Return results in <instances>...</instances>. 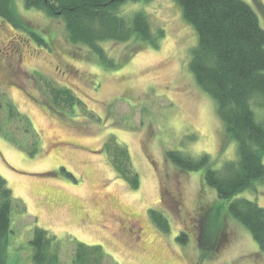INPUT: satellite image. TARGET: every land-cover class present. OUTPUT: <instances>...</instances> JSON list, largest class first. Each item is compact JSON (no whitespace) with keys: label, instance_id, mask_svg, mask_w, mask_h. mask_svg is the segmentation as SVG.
<instances>
[{"label":"rangeland","instance_id":"rangeland-1","mask_svg":"<svg viewBox=\"0 0 264 264\" xmlns=\"http://www.w3.org/2000/svg\"><path fill=\"white\" fill-rule=\"evenodd\" d=\"M244 1L264 27V0ZM14 3L24 24L48 46L0 18V175L27 207L14 205L6 264H33L36 227L60 241L62 264H73L72 241L102 246L116 264H264L252 235L225 209L217 238L223 244L217 253L201 250L198 219L229 202L205 185V170L182 172L166 157L172 150L208 154L216 168L237 159V143L226 133L215 101L188 70L198 38L180 7L172 0L123 7L126 14L145 11L152 29H164L165 36L157 49L137 40L104 43L118 63L107 69L87 47L69 42L62 20L28 10L22 0ZM50 84L69 88L96 120L77 106L55 107ZM7 103L38 134L35 156L33 133L26 134L25 122L8 118ZM110 137L130 150L139 189L117 176L103 149ZM239 196L264 207V181ZM150 209L166 214L169 234L152 222ZM182 232L189 233L187 246L177 240Z\"/></svg>","mask_w":264,"mask_h":264},{"label":"trees","instance_id":"trees-1","mask_svg":"<svg viewBox=\"0 0 264 264\" xmlns=\"http://www.w3.org/2000/svg\"><path fill=\"white\" fill-rule=\"evenodd\" d=\"M150 1L22 0L26 9L38 10L51 19L62 20L69 42L87 47L107 69L117 68L118 63L106 52L104 43L124 44L137 40L155 49L159 47L165 30L155 32L145 11L134 10L131 14L123 11V7L130 3ZM172 1L180 7L182 17L193 27L198 38L191 49L188 70L198 87L215 101L216 112L226 133L237 143V159L226 161L221 168H216L208 154L192 157L172 150L166 153V157L182 172L205 170V185L215 190L221 201L229 202L226 208L221 203L198 219L202 251L217 253L223 244V240L217 238L222 227L219 226L222 210L225 209L249 231L264 253V207L239 196L255 188L256 183L264 181V27L253 6L244 0ZM14 2L0 0V18L14 29L29 35L37 45L48 46L41 34L24 24ZM49 90L55 107L63 110L77 106L84 114L95 118L86 103L69 88L50 84ZM7 104L8 118L25 122L26 134L33 133L35 148L30 155L35 156L38 134L31 130L32 124L27 116L19 113L13 104ZM6 138L23 148L11 134L8 133ZM103 149L117 176L130 189H139L141 180L133 167L130 150L114 137H110ZM60 171L74 179L64 168ZM14 205L22 206L23 211L27 209L16 199L6 179L0 175V264L7 263ZM149 211L158 229L169 234L170 221L166 214L157 209ZM210 217L217 222H207ZM177 240L187 246L189 233L182 232ZM72 243L75 248L73 264H116L102 246H89L77 241ZM31 247L33 264H62L61 243L48 230L36 227Z\"/></svg>","mask_w":264,"mask_h":264}]
</instances>
